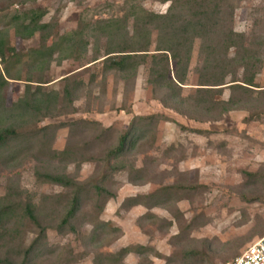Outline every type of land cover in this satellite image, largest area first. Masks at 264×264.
I'll list each match as a JSON object with an SVG mask.
<instances>
[{
    "label": "trees",
    "instance_id": "trees-1",
    "mask_svg": "<svg viewBox=\"0 0 264 264\" xmlns=\"http://www.w3.org/2000/svg\"><path fill=\"white\" fill-rule=\"evenodd\" d=\"M147 1L169 7L166 13H155L145 7ZM245 1L124 0L111 16L94 20L83 16L63 47L59 22L56 18L45 22V10H25L12 18L9 27L17 37L30 40L39 35L41 43L31 51L32 61L26 64L28 73L23 78V68L16 70L13 64L19 65L26 54L18 52L12 44L9 29L0 31V168L16 170L22 162L38 159L44 167L36 172L37 181L57 185L65 192L59 196H38L22 189L19 182H9L5 194L0 196V264L75 263L79 256L73 249L50 245L49 231L62 236L78 235L79 222L93 227L89 239L94 242L120 232L113 223L100 220L107 203L116 197L110 190L114 177L126 173L134 183L147 177L148 172L136 167L133 156L149 141L154 145L159 124L171 119L164 115H135L118 135L117 144L102 157L105 173L86 182H79L67 173L66 167L77 164L81 168L84 163L95 161L93 149L112 138L115 132L94 120L40 126L55 113H61V108L75 107L79 96L86 91L92 95L100 89L105 94L109 77L132 90L141 68H145L146 85L159 95L164 106L183 117L217 122L230 112L250 105L253 110L246 122L264 125V87L257 83L264 60V36L251 40L234 29L236 11ZM4 9V1L0 0V11ZM197 45L201 59L196 70L198 87L193 94L185 95ZM91 53V64L99 66V75L94 73L88 81L84 77L68 76L61 80L62 88L46 89L55 84L48 75L54 63L82 62ZM85 65L79 64V72L86 70ZM12 81L25 82V90L18 102L9 107L5 93ZM224 89L230 90L228 100L223 98ZM121 111L133 114L132 107ZM65 127L70 129L68 145L63 151L54 150L56 133ZM87 132H94V142L76 143ZM194 133L207 132L195 130ZM59 164L64 166V171L56 168ZM201 188L167 186L129 198L124 207H145L150 212L144 218L157 222L159 217L152 210L180 201ZM88 203L92 204L91 211L83 212ZM147 251L145 246H131L104 258L98 254L96 263L102 259L107 264H119L124 256ZM242 254L233 255L231 262ZM203 255V251H192L189 258H203Z\"/></svg>",
    "mask_w": 264,
    "mask_h": 264
},
{
    "label": "rangeland",
    "instance_id": "rangeland-1",
    "mask_svg": "<svg viewBox=\"0 0 264 264\" xmlns=\"http://www.w3.org/2000/svg\"><path fill=\"white\" fill-rule=\"evenodd\" d=\"M3 1L6 9L0 11V31L9 29L12 44L18 52L26 54L19 65L13 64L16 70L23 68L22 76L26 78V64L31 63V51L40 47L41 39L39 35L30 40L17 37L15 30L9 27L16 14L36 8L45 10V22L55 18L59 22L58 33L63 47L83 16L89 20L111 16L124 0ZM144 5L155 13H166L169 7L150 1ZM234 29L251 40L257 41L259 36H264V0L241 3L236 11ZM153 40L155 42V35ZM233 55L234 51L231 52ZM91 59L92 53L82 62L68 60L62 65L54 63L48 75L55 84H50L46 89L62 88L61 80L68 76L84 77L88 81L94 73L99 75V66L91 64ZM80 63L86 64V70L79 72ZM200 65L197 45L185 95L193 94L198 87L196 70ZM146 77L147 70L141 68L136 85L131 90L126 89L124 83H116L111 76L107 80L105 94L99 92L100 89L92 95L86 91L79 96L75 107L61 108V113H55L40 125L54 127L94 120L115 132L112 138L93 149L95 161L84 163L81 168L77 164L66 167L67 173L79 182H86L105 173L102 157L117 144L118 135L130 125L135 115H164L171 119L159 124L154 145L149 141L147 145L139 147V152L133 156L136 167L144 168L148 172L147 177L140 183H134L126 173L114 177L110 190L116 197L107 203L100 220L113 223L120 232L105 235L102 240L94 242L89 239L93 227L79 222L78 235L62 236L50 230L49 243L51 246L73 249L79 256L73 264H98V254L104 258L139 245L145 246L148 251L124 256L119 264H230L233 255L243 253L264 237V125L246 122L249 112L253 110L250 105L246 109L230 112L217 122L183 117L164 106L161 98L157 97L159 95L156 96L152 88L146 85ZM257 83L264 87V60ZM24 90L25 82L12 81L5 93L7 105L11 107L16 104ZM224 90L223 98L228 100L230 90ZM129 107H132L133 114L119 112L121 108ZM195 130L207 133L200 135L194 133ZM94 138V132H87L79 136L76 143L86 140L93 143ZM69 140V127L58 129L54 150L63 151ZM22 163L16 170L0 168V196L5 194L11 180L38 196H59L65 192L57 185L37 181L36 172L44 167L42 161L30 159ZM56 168L65 170L60 164ZM167 186L202 188L180 201L152 210V214L159 217L157 222L144 218L150 212L145 207H124L129 198L148 195ZM91 205L86 204L83 212H90ZM192 251H203L205 255L203 258H189ZM99 264L107 262L101 259Z\"/></svg>",
    "mask_w": 264,
    "mask_h": 264
},
{
    "label": "built area",
    "instance_id": "built-area-1",
    "mask_svg": "<svg viewBox=\"0 0 264 264\" xmlns=\"http://www.w3.org/2000/svg\"><path fill=\"white\" fill-rule=\"evenodd\" d=\"M230 264H264V237L249 246L240 257Z\"/></svg>",
    "mask_w": 264,
    "mask_h": 264
}]
</instances>
